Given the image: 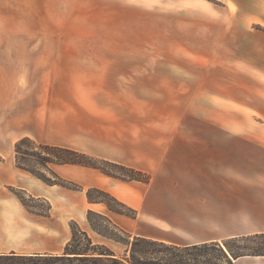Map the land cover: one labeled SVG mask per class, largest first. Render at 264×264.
Masks as SVG:
<instances>
[{"label":"crops","instance_id":"1","mask_svg":"<svg viewBox=\"0 0 264 264\" xmlns=\"http://www.w3.org/2000/svg\"><path fill=\"white\" fill-rule=\"evenodd\" d=\"M109 1L0 0V238L40 228L41 215L28 211L16 191L49 200L50 216L56 212V185L44 186L16 165L14 145L22 138L147 172L149 181L141 182L73 164L53 168L134 209V218L121 220L132 235L194 245L264 233V142L252 146L250 163L249 145L234 143V130L170 128L171 102L177 120L202 115L167 90L257 88L256 104L242 100L241 108L245 117L264 118V0H112L108 13L128 16L123 22L133 41L143 29L144 46L87 45L94 32L86 16L105 11ZM158 43L171 48L152 62ZM138 82L151 92L160 87L159 98L138 92ZM74 195L68 221L79 223L84 210L102 206L95 211L118 222L102 203ZM233 263L264 264V255Z\"/></svg>","mask_w":264,"mask_h":264},{"label":"rangeland","instance_id":"2","mask_svg":"<svg viewBox=\"0 0 264 264\" xmlns=\"http://www.w3.org/2000/svg\"><path fill=\"white\" fill-rule=\"evenodd\" d=\"M100 4H101V1H100ZM108 4L107 6L105 5V11L97 10L98 12L97 11L93 12L90 10L89 15L86 16V20L89 22L88 29L90 30V32H94V36H92V38L87 40L86 42L87 45H103L106 43L111 44L115 42L116 44H120L122 46H136V47L144 46L146 32L143 29H138L136 36L139 39L136 38L134 41L131 40V38L129 39L128 35L130 37V33L128 32V29L125 28V24L123 22L124 20L128 19V16L127 15L124 16L123 14L121 16L111 15L110 13H108V10L115 8L116 6L115 4H113L112 0H110ZM135 14L139 15L140 12L137 11ZM102 33L106 34L105 35L106 39L104 40L102 38L104 36L102 35ZM117 36H118V40L113 41V38H116ZM170 44L172 43L170 42ZM161 48H163L164 51H168L169 47H166V46L162 47L158 43V46H157L158 51L156 54H154L152 62L163 61L159 53L162 50ZM154 52L156 51L154 50ZM141 73H144V72H138L137 75H140ZM152 73L154 74V77H159L161 72L156 71ZM217 74L223 75L224 72H218ZM152 87L151 88H152L153 93L150 91V87L145 86V84L142 82L141 83L138 82V87L136 89L138 90V92L146 96L152 95L154 100L158 99L159 98L158 94L161 88L156 87L155 85ZM141 90L143 91L141 92ZM145 90H147V92ZM167 90H168V95L170 99L175 100L176 102L177 94L179 92L181 96H184L185 101L191 102V103H186V106L188 105V108L186 110H191V109L198 110L197 112H199L202 115L200 119L186 118L182 120H177L176 118H173L174 110L176 109L177 103L171 102L169 104L170 119L168 120L169 121L168 125L170 128L174 127L175 124L179 123L181 130L183 129L184 130H212L213 128H215V130H234V134H233L234 143L248 144L249 149H250L249 150L250 151V163L254 162V160L251 158V155L253 153L252 149L254 146L257 145L258 141L259 143L264 142V118L243 116L245 114L243 113V110H246V109L241 108V101L242 100L246 102L248 101L250 105L251 104L255 105L257 95L253 94L252 91L257 90V88H252V87L251 88H248V87L230 88V87H224V86L218 85V86H204V87H194V88L169 87L167 88ZM181 100H182V97H181ZM209 111H211L210 112L211 114H215L214 115L215 117L211 116L210 119L207 118ZM229 111H231L232 113H229ZM229 114H231V116H229ZM152 121H150V124L152 125L150 126L153 127L154 130H158L157 128L162 127V124L160 123L159 118H154ZM240 132H242L243 134H241ZM37 144H39V142L34 141V144L31 142L30 143L25 142V144L21 147L20 151L27 153V154H33V155L40 154L42 156H47L48 151L39 148ZM40 144H43V143H40ZM13 151H14L13 153L15 157L16 156L15 145H14ZM85 154L92 156L93 159L91 160V162L96 163L98 166L102 167L105 171L109 173H113L117 175L127 174L126 171L119 169L118 167H114L108 163H104L102 160H105V159L90 155L88 153H85ZM106 161H109V160H106ZM109 162H112V161H109ZM16 165L18 167L22 166L20 163L18 164L17 162H16ZM55 165L57 164H49L48 167H44L41 164H38L37 161H35L34 159H28L26 161L25 166H27L33 172H36L37 174H39L41 177L46 178V180L50 182V183H46L45 181L39 178L41 180V184H44V186L45 185H56L54 189H52L54 190V193L51 197V199H54V201H56V212L55 214L50 216V208L52 204L50 203L49 200L40 198V197H34L32 194L28 192L16 191V194L18 195V197L21 198L20 200H23L25 203L28 204L29 207L26 208L28 211L41 215V218H40L41 225H40V228H37V229L35 228V231L32 234L26 233V234H23L21 237H12V238L10 237V238H5V239L0 238V253L15 252L17 254H25V253L44 254V253H48V251H53V252H58L55 254H61L64 251L65 246L71 236L72 228H75V224H77V226L80 229L86 231L89 237H91L94 242L105 244L110 249L116 251L117 253H120L124 248L123 245L117 244L114 241L106 237L100 236L91 230L86 220V213L88 210H92V209H87L83 211L84 218L79 223L75 220L68 221V212L73 211L75 209L73 206V203L78 200V197H76L74 194H83L86 196V190L88 188H97V187H89L80 182L61 177L53 170ZM89 168H92V167H89ZM94 169H97V168H94ZM97 170L102 172L100 169H97ZM115 178H118V177H115ZM122 180L136 181V180H128L126 179V177H124V179ZM92 195L96 198L102 197V195L97 192H94ZM102 204L106 207L107 210H109L104 203ZM110 204L113 206V208L119 209V206H117L115 203L110 202ZM95 208H96L95 210H101L103 207L97 206ZM122 211L129 213L128 210H122ZM95 212H98V211H95ZM109 214L113 218H115V220L118 221L117 223L119 225L114 220H112L108 215L106 214H103V215L107 216L119 228L123 229L124 227L130 226L121 221L128 216L119 214L111 210H109ZM92 220L93 222L100 225L101 227L107 228L108 231L115 232L112 229V227H110V225L104 222L101 218L92 217ZM131 236H136V235L131 234ZM238 238L239 239L243 238L242 241L236 242V245L238 246H246L251 249L259 248V249L264 250V233L251 234V235H246V236H238ZM226 240L227 239L222 240L220 244H223V242Z\"/></svg>","mask_w":264,"mask_h":264},{"label":"trees","instance_id":"3","mask_svg":"<svg viewBox=\"0 0 264 264\" xmlns=\"http://www.w3.org/2000/svg\"><path fill=\"white\" fill-rule=\"evenodd\" d=\"M25 142L34 144V141L29 138H22L16 142V162L22 165L20 166L21 168L30 171L46 183L50 182L25 166L28 159H34L44 167H48L49 164H74L97 168L109 176L121 179L126 177L128 180L141 182H148L150 179L149 174L138 169L102 160L104 163L126 171L127 174L117 175L109 173L96 163L91 162L92 156L70 148L39 143L37 144L39 148L48 151L47 156L27 154L20 151ZM94 192L101 194L102 197H94L92 195ZM86 197L89 202L104 203L111 211L132 218L136 216L134 209L120 202L104 190L88 188L86 190ZM21 201L26 208L29 207L27 203L23 200ZM110 202L119 206V209L113 208ZM122 210H128L129 213ZM92 217L101 218L115 232H110L107 228L96 224L93 222ZM86 220L92 231L117 244L123 245V250L117 253L105 244L94 242L86 231L80 229L75 224V228H72L71 236L61 254L0 253V264H234L233 260L241 256L264 255V250L262 249H251L246 246L236 245V242L243 240V238L239 239L238 237L229 238L223 244L210 242L194 245H178L141 236H131V234L116 226L107 216L93 210L87 211Z\"/></svg>","mask_w":264,"mask_h":264}]
</instances>
